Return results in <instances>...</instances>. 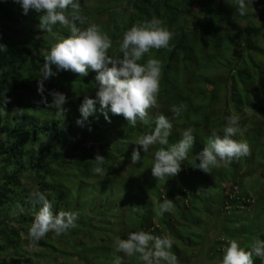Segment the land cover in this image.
<instances>
[{"label":"rangeland","instance_id":"obj_1","mask_svg":"<svg viewBox=\"0 0 264 264\" xmlns=\"http://www.w3.org/2000/svg\"><path fill=\"white\" fill-rule=\"evenodd\" d=\"M78 3L80 4V9L77 14L83 18L84 23L77 22V26L86 28L90 24H96L103 32L107 33L112 41L109 55L122 56V53L119 52V44L123 39V33L133 24L141 22L143 19L151 20L156 18L161 22V27H166L175 33L174 38L170 41V50L163 48L160 50L150 49L145 54L147 59H158L163 65L160 90L157 95L160 108H153L149 111V124L145 125L138 121L135 127H131L127 125V121L122 116L112 115L110 111L108 112L110 122L106 120L100 110L99 103H97L98 109L93 115L88 117L84 126L78 125L76 121L81 119L79 108L84 96L95 98L97 88L95 82L96 73L92 70H89L88 75L84 77H80L70 71L58 72L55 77H51L44 82V96L47 98V103L42 102V96L37 89L44 56L53 44L66 38L70 35V32L59 24L53 25L51 32L43 31L39 27L40 19L38 13L30 10L25 15L16 0L5 1L6 13L11 16V19L4 23L6 19L4 15L6 13L0 14L3 18H0L2 22L0 24V44L7 47L6 51H0L7 52L9 54L8 57L14 61V65L20 61L19 58H27L23 68H26V71L30 73L23 82L27 93L25 99L26 101H41L43 107H32L26 103V108L25 102L21 101L12 110L0 112V129L3 127L9 128V132H1V152L17 143L19 137L23 135L21 127L13 128L8 123V120H12L14 116L29 117L30 125L39 120L40 126H44L48 120L53 118L54 120L64 121L66 130L64 131V140L68 148L64 149L52 140V137L48 135L49 131L43 132L37 146L38 154H36L37 158L35 161V164H37L39 158L42 159L43 171L37 168L38 171L36 169L23 171L24 169L20 170L17 166L18 180L27 190L31 191V194L44 192L46 197L50 196L51 200L49 202L52 204L54 213H58L61 210L71 212L75 204L78 206L79 204L84 205L85 208L81 207L82 210L80 211L83 220H90L95 227L94 231L87 228L84 232L75 236L78 239L74 243L75 248L69 249L67 253H65L66 247L64 244L51 245L43 238L41 241L44 242L45 248L42 249L36 246V243L31 242L24 232H20L19 243L22 249L34 259H37H29L34 262L38 261L41 255L42 262L48 263L47 261H49L48 264H114L113 261L110 262L108 260L112 259L109 258V254L101 258L102 252L113 249L115 247L114 241L117 237L126 239L130 232L140 231V225H138L136 218H140L144 213H150L154 218L152 221L154 228L159 231L161 236H165V231L156 221L159 216H165L167 222H173L183 230L184 228L187 229L190 234L196 232L194 234L201 235L204 232L203 245L189 240L173 243L178 248L179 253L186 258L185 260H192L193 258L192 263L183 262L184 264H196L199 261V255L203 254L204 250H207L205 246L210 241L213 243L205 255V264H216L213 261L214 257H212L211 252L214 242L222 243L224 240L229 242L233 239L229 236V230L226 229V234L219 232L227 224L225 215L220 217L219 225L215 226L210 224V221L207 222L208 218L199 211L203 209L215 210L213 207L208 206L205 208L204 205H199V207L190 205L191 200L211 194L209 189L216 183L215 176L212 177L193 168L194 164L198 162L195 160V155L201 150L198 146H193L188 152L190 155L183 162L186 179L181 180L177 175L164 180H157L152 176L151 167L155 162V151L163 146L159 144L153 145L146 153L136 143L140 136L153 131L157 114L167 116L173 124L172 134L168 143H171V139L178 142L182 132L189 127L194 129L193 134L199 140L207 139L212 131L220 132L221 134L227 123V120H224L227 112L230 115L239 116V122L245 119L249 120L247 115L243 117L245 115L235 113L233 108L223 105V98L226 92L228 96L237 95L236 97H238L240 91L236 90L234 83H232L229 84L231 87L230 91L226 90L222 94V79L220 76L225 72L222 64L216 63L214 66L208 67L204 63L211 58V52L216 50L208 47V45H211L212 40L215 39V29L213 27L208 29L206 26L212 20L213 26L218 29L219 42L217 44L220 47H217V49L219 52H216L215 56L212 57L227 56L230 66L237 68L241 61L248 62L246 60L248 53L245 49V39H243L246 34L243 29L245 23L241 18H244L246 22L248 20L254 21L256 26H258L260 21L258 20V11L264 6V0H253V2L248 3L247 13L243 16L239 14L234 6L235 0H78ZM138 5L144 8L145 16L139 14ZM211 10H213V13L209 12ZM69 12H71V9H69ZM262 21H264V18H262ZM177 28L179 29L178 36L181 32L182 37L186 36L187 38L184 43V51H177L175 47L178 37ZM254 44L252 43V45ZM256 44L257 49L255 51L264 52V37L257 38ZM173 53H176V55ZM186 56L189 59L192 57L199 64L195 66L196 63L190 60L183 64L182 60ZM147 59H141L139 63L143 64ZM254 59H257V57ZM258 61L264 66V60L259 55ZM205 65L206 67L204 68ZM166 67H168V71L165 70ZM53 71H56L55 66H53ZM73 75H76V81L74 82L71 81ZM199 79L209 81L212 87H208L206 83H202ZM204 88H207V92L205 95L198 97V93L203 91ZM52 90L64 93L67 96L68 102L64 105L66 109L64 114L54 106H51L53 98L49 95V92ZM215 92H218L216 98L221 95L222 98L218 99V106L212 110L209 109L208 99L209 94ZM177 102L178 106H184V110L180 116L174 117L171 108ZM192 112H199L200 117L197 118ZM21 125L25 126L27 130H34V126H28L24 123H21ZM253 127L254 121H247L240 140L243 139L245 141L247 139L246 134L252 132ZM253 138L260 139L263 144L264 128L258 136H253ZM35 142L33 140L28 141L25 145L24 150L29 153L28 159L33 152L32 146H35ZM74 145L80 147L84 155V160H82L90 166H95L93 159L97 152L105 157L102 167L105 169L106 175L95 174L92 171L93 167L90 169L91 175L89 171V176L98 180L92 185L99 184L102 186L97 192H108L109 201L98 211L97 209L102 205L103 201L99 196L95 198L90 194L89 182L80 179L86 178L88 174L80 175L78 179L80 182L79 189L78 185L76 189H73L76 178H78V172L71 173L62 170L63 163L67 165V159L74 153H79L78 151L74 152L72 148ZM40 149H43V151L39 154ZM134 149L140 151L141 161L137 164H131V154ZM65 156L67 157L65 159L67 162L64 161ZM0 157V172L8 174L7 170L3 171L2 168L5 164L4 162H8L9 155L6 157L0 155ZM17 157L20 158V156ZM57 160H60V162H56ZM232 162L237 166L240 164L236 168L238 176L243 178L246 177V174L252 176L251 183L239 186L236 192L243 195L255 194L258 185L262 182L261 176H264L259 173L260 171L262 172V169H258L264 168V155H260L258 149L252 148L249 156L241 157ZM255 168V172H252ZM14 169L15 167H12V170ZM41 175L44 178L43 180L47 181V186L43 188L40 187ZM189 187L193 188L192 192H189V194L185 193V190ZM260 193H263L262 188H260ZM20 196L22 198L21 203L15 205V210H6L0 217V262L4 260L9 262V256L12 254V246L9 244V239L4 232H7L9 236L11 235V238H14L16 242V229L18 227L16 222L19 217L24 218L23 214L26 213L30 215V218H35V214L41 206L33 201L28 203L26 195L20 194ZM213 196L207 203L214 201ZM165 198L173 200L174 209L171 212L160 215L158 208ZM134 208L136 209L135 211L133 210ZM101 214L106 215L100 216ZM80 216H78L77 221L81 219ZM197 220H199L198 224ZM180 228L174 227L173 229L178 230ZM87 232L90 233V238H86L85 234ZM149 233H153V229ZM123 235L125 238H123ZM206 236L207 238H205ZM194 244L196 246H193ZM194 247L198 249H194ZM95 250H98L96 254ZM35 254L39 255L35 256ZM95 256L98 258L97 260ZM114 256L116 258L115 252ZM120 257L123 256L121 255ZM80 259L87 262L83 263ZM124 259L125 264H143L139 260L138 254H134L130 259L126 257Z\"/></svg>","mask_w":264,"mask_h":264},{"label":"clouds","instance_id":"obj_2","mask_svg":"<svg viewBox=\"0 0 264 264\" xmlns=\"http://www.w3.org/2000/svg\"><path fill=\"white\" fill-rule=\"evenodd\" d=\"M16 2L20 4L25 15L30 10L39 14L41 30L51 32L52 26L59 24L70 32L66 38L53 44L44 56L37 89L42 96V102L47 103V98L44 96V82L55 77L58 72L70 71L84 77L88 75L89 70H92L96 73L95 98L84 96L79 108L81 119L76 121L78 125L84 126L88 117L95 113L97 103L106 120H109L110 111L112 115L122 116L131 127H135L138 121L145 125L149 124V111L160 108L157 95L160 90L163 65L155 58H149L143 64L139 62L150 49L170 50V41L175 35L173 31L161 27V22L156 18L137 22L123 33V39L119 44V52L122 56L117 57L109 55L112 41L98 25L90 24L86 28L77 26V22L84 23L83 18L77 14L80 9L78 0H16ZM250 2L253 0H235L234 6L241 16L246 15ZM0 50L6 51V45L0 44ZM53 66L56 71H53ZM49 95L53 98L51 106L64 114L66 111L64 105L68 102L67 96L55 90L50 91ZM8 102H10L9 98L5 97L4 104ZM183 110V105L171 108L174 117L180 116ZM4 112H6L5 108ZM239 119L237 115L228 116L222 136L212 131L202 151L195 155V160L198 162L194 164V169L211 175L212 169L221 165L226 166L233 160L251 154L250 145L246 141L233 138L241 133ZM154 123L153 131L140 136L136 143L146 153L153 145H168L172 134L173 124L167 116L157 114ZM263 128L264 124L260 126L259 133ZM193 133L194 129L189 127L170 148L161 147L155 151V162L151 167L154 178L164 180L185 172L182 171V165L194 146L196 137ZM258 134L253 133V136ZM93 160L95 166L92 171L95 174L106 175L102 167L105 157L97 152ZM140 161V151L134 149L131 154V164ZM31 197L34 203L41 205L29 228L28 235L31 242H39L49 232L60 236L77 226L78 216L75 212L61 210L54 213L52 204L42 193L34 192ZM173 209V200L165 198L160 203L158 212L163 215ZM114 246L116 252L123 253V257H116L114 264H125L124 258L130 259L134 254H138L143 264H178L176 255L171 251L173 242L167 236H154L146 231H135L130 232L126 239L117 237ZM254 256L264 258V240H254L247 250L236 240H230L224 250L221 264H253Z\"/></svg>","mask_w":264,"mask_h":264},{"label":"trees","instance_id":"obj_3","mask_svg":"<svg viewBox=\"0 0 264 264\" xmlns=\"http://www.w3.org/2000/svg\"><path fill=\"white\" fill-rule=\"evenodd\" d=\"M5 1L6 0H0V14L3 15V13H6L7 10L5 8ZM165 1V0H164ZM139 10V14H142L143 16L146 15V12L142 6H137ZM210 13H213V10L209 11ZM208 13V12H207ZM166 15L167 12H165ZM5 22L9 21L11 19V16H9L8 13L5 15ZM258 20L259 25L256 26L254 21L246 20L244 18H241V20L245 23L244 24V30L246 34L243 36V39H245V49L247 50V61H241V64L237 68H232L229 64V58L227 56L222 57L219 56L218 58H214L212 56H215V53L219 52L217 47L219 48V44H217L218 41V29L213 26L212 20L208 22L207 26L208 29L214 28L215 30V39L212 40L211 45H208L209 48L212 47V49H216L215 51L211 52L209 59L204 62L206 65L214 66L216 63H221L223 66V70L226 72L221 74V88H222V94L226 92V90L230 91L231 87L229 84L234 83V87H236V90L240 91V94L237 95H231L228 96L227 92L225 93V97L223 98V105H227L228 107H231L234 109L233 112L240 113L242 115H245L243 117H249V120H244L239 122V126L241 129V133L237 136L233 137L234 139L240 140L243 136L244 128L247 123V121H254V127L252 128V132H249L246 134L247 139L245 140L249 145L250 149L255 148L259 150L260 155H264V142L262 144V141L260 139H254L253 133L258 134L259 128L264 124V66L259 63L258 61V55L264 60V52H256L257 49V38H263L264 37V21H262V18H264V6L258 11ZM1 19L2 16H0ZM0 19V24H2ZM149 19H143V21H148ZM134 22V21H133ZM5 28V27H4ZM115 30H117L115 28ZM179 29L177 28L176 33L178 36ZM182 33L180 32L179 36L177 37V41L175 42V47L177 51H184L185 46L184 43L187 40L186 36L182 37ZM252 43H255L252 45ZM176 55V53H173ZM223 55V54H222ZM9 54L7 52L0 51V112H3L4 108L6 111L12 110L13 108L18 106V103L21 101L25 102V107L27 108L26 103H28L32 107H43L41 101H26V91H25V85L23 82L25 81L26 76L30 73L26 71V68H23L24 64L27 61L26 57L19 58L20 61L16 65H14V61H12L9 57ZM257 57V59H254ZM142 59H147V56L144 55ZM192 61L197 64H199L198 61L193 60L192 57L190 59L186 56L185 59L182 60V63H186L187 61ZM232 61V59H231ZM204 66V68L206 67ZM228 69V71H226ZM165 70L168 71V67L165 68ZM72 82L76 81V75H73V78L71 80ZM202 83H206L208 87H212L209 81L199 79ZM207 92V88H204L203 91L198 93L199 96L205 95ZM218 92H215L213 94H209V109L214 110L217 105L218 99L222 98V95L219 98H216V95ZM5 97L9 98L8 103L4 104ZM192 99V98H190ZM175 100V99H174ZM253 100V101H252ZM179 102V101H178ZM178 102L174 106H178ZM96 109H98V106H95ZM228 110V108H227ZM193 115H195L197 118L200 117L199 112H192ZM230 116V114L227 112L224 116V120ZM206 118V116H205ZM50 119L44 126H40L39 120L38 122H33L31 125L29 124L30 120L27 116L21 118V116H14L12 120H8V123L11 127H21L23 129V135L19 137V140L17 143L9 147L7 150H3L1 152L0 148V155L2 157H6L9 155L8 162H4V166L2 170H7L8 175L6 172H0V217L6 210H15V205L21 203V195H26L28 198V203L33 201L31 197V191L27 190L21 182L18 180V173L16 171V167L18 166L21 169L25 170H35L36 168L40 171H43V161L39 158V162L35 164L36 161V154L37 152V146L40 141V137L43 134V132H48L52 140L57 142L59 145H61L62 148H68L67 143L65 142V125L64 121L61 120H54ZM21 123H24L28 126H34V130H27L25 126L21 125ZM117 124V123H116ZM9 132V128L3 127L0 129V135L1 132ZM33 132V133H32ZM217 134L223 135V131L218 132ZM109 137V136H106ZM209 138V137H208ZM207 139L199 140L196 138L194 146H198V148L202 151L204 145L207 142ZM9 139V138H8ZM36 141L34 144L35 146H32V154L29 157V153L25 151V145L28 141ZM243 141V139H242ZM175 140L171 139V143H168V145H165L163 147L170 148L173 144H175ZM50 147V146H48ZM74 149V152L78 151L79 153H74L69 159L65 156V159H67L68 163H63L62 170L68 171L71 173L78 172V178H76V181L74 183V188L76 189L78 185L79 189V177L80 175H84L85 173L88 174L86 178H80L83 179L86 182H89V189L90 194L93 195L95 198L99 196L101 200L103 201L102 205L97 209L100 210L102 207H104L108 199V192H97L101 189V185H92L98 182V180H95L93 177L89 176V171L91 175V168L93 166L88 165L85 163L84 155L82 153V150H80V147L77 145L72 146ZM44 149V148H43ZM43 149L39 150V154L43 151ZM6 151V152H5ZM190 155V154H188ZM17 156H20L18 158ZM1 158V157H0ZM83 159V160H82ZM63 161V162H64ZM65 161V162H67ZM56 162H60V160H57ZM1 164V161H0ZM240 165V164H239ZM234 162H231V164L228 165H221L218 168H214L211 171L210 176H215L216 183L212 185L209 189L210 193L209 195L202 196L201 198L191 200L190 205L199 207V205H204V207H213L215 210L211 209H203L199 210L201 211V214L203 216H206L208 218L207 222L210 221V224H214L215 226L219 225L220 217L222 215L226 216L227 224L224 226L225 228L222 229V231L219 230L220 233H227V230H229V236L236 240L239 245L246 250L250 247L251 243L256 239L264 240V176H261V183L258 185V189L255 192V194H240L236 192V189L239 188V186L242 185H249L252 180V176L249 174H246V177H241L236 174V168L239 167ZM12 167H15L14 170H12ZM36 169V170H37ZM262 169L261 175H264V168H258ZM37 170V171H38ZM185 170V166L182 165V171ZM256 168L252 170V172H255ZM215 171V172H214ZM216 174H214V173ZM213 173V174H212ZM240 175V174H239ZM179 179L184 180L185 172H181L178 174ZM42 175L40 176V187L47 186V181L43 180ZM260 188H262L263 193H260ZM192 187L187 188L185 190V193L192 192ZM111 192V191H110ZM109 192V193H110ZM44 195V192H41ZM214 197L213 200L209 203V199ZM44 197L50 201L51 197L48 196ZM200 197V196H199ZM111 206V205H110ZM85 208L84 205H74V208L71 212H75L77 216L81 215L78 221H76L77 226L75 228H72L68 230L66 233L61 234L60 236H56L55 233L49 232L46 234L44 239L47 243L51 245H62L64 244L66 249L65 253L68 252L69 249L75 248L74 243L78 241V239L75 237L78 234L84 232L85 229L90 228L93 231L95 230L94 224L90 220H83V216L81 214L82 208ZM192 209V207H190ZM195 208V207H194ZM94 211L93 209H91ZM189 211H191L189 209ZM239 211V212H238ZM106 214H101L100 216H104ZM24 218L19 217L17 220V231H16V242L14 238H11L12 236L7 234V232H4L6 237L9 239V244L12 246V254L9 256V262L8 260H4L3 262H0V264H48L43 263L41 255L39 257V260L34 262V259L29 253L24 251L22 249V246L20 245V232H24L27 235V238H29L28 232L29 228L31 227V224L34 221V218H30L29 214L26 213L23 214ZM153 216L150 213H144L141 215L140 218H136L138 221V225H140L139 230L140 231H146L150 232L151 229H153V233H151L154 236H161L158 230H155V226L153 225ZM156 221H158L161 228L165 231V236H167L169 239L172 240L174 243H180L185 240H189L193 243H198L203 245L204 244V232L202 234H194L196 232H190L184 228H180L178 225L174 224L173 222H167L166 217L159 216L156 218ZM5 223V222H4ZM199 223V220H197V224ZM3 224V223H1ZM174 227L180 228L178 230L173 229ZM227 229V230H226ZM216 230L218 231L217 227ZM186 237H185V236ZM86 238H90V233L85 234ZM123 238L124 235H123ZM207 238V236L205 237ZM209 238V236H208ZM30 239V238H29ZM18 240V241H17ZM212 241L208 243V245L205 246V249L209 250L212 246ZM213 248H211L212 257H214V260L216 264H221L224 250L226 246L228 245L227 240H224V242H214ZM36 246L44 249L45 244L41 240L39 242H36ZM193 246H196L195 244ZM113 247V246H112ZM194 249H198L197 247H194ZM207 250L203 251V254L201 253L199 255V261L196 264H205V255L208 253ZM98 250H95V254ZM172 253L176 255L178 264H184L186 263H192V260H185L186 258L183 257L180 253L178 248H176V245L173 244ZM114 252L117 256H123V253H119L115 251V247L113 249H108L102 252L101 258L105 257L106 254H109L108 259L110 262L116 259L114 256ZM41 254V253H40ZM39 254H35L37 256ZM209 256V255H208ZM207 256V257H208ZM29 259H33L30 261ZM95 259L98 258L95 256ZM80 261H82L80 259ZM93 262H95L92 259ZM83 263H86L87 261H82ZM212 262V261H209ZM253 264H264V258H261L259 256L253 257Z\"/></svg>","mask_w":264,"mask_h":264}]
</instances>
